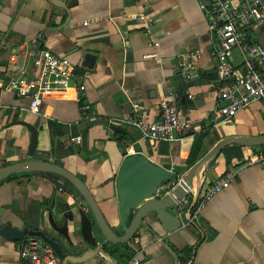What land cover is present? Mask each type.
<instances>
[{
  "label": "crops",
  "instance_id": "crops-1",
  "mask_svg": "<svg viewBox=\"0 0 264 264\" xmlns=\"http://www.w3.org/2000/svg\"><path fill=\"white\" fill-rule=\"evenodd\" d=\"M199 1L69 0L71 19L67 23L70 13L52 0H0L4 43L0 79L20 70L31 74L32 50L38 53L49 48L79 65L74 83L86 86L80 94L70 89L62 97L46 99L40 113L28 109V98L0 91V167L31 158V132L15 121L42 125L32 158L52 161L78 175L91 189L108 222L116 227L120 223L116 180L127 146L177 172L180 178L191 166L188 158L197 135L204 134L199 158L225 136L264 135V99L231 120H213L221 81L213 54L215 37ZM132 14H144L153 18V23L133 20ZM86 20L90 21L87 25L83 24ZM253 37L264 45V27H254ZM195 50L201 51V57L192 68L202 84L192 86L189 93L199 103H180L183 115L193 119L192 127L182 140L155 143L145 139L127 119H156L159 98L176 99L169 89L175 71L181 67L183 54ZM86 53L96 55L93 67L84 64ZM154 53L156 57L150 56ZM14 54L18 58L12 61ZM235 58L241 60L239 50ZM90 116L109 119L110 124L98 123L89 129L90 153L72 151L69 145L73 137L82 135ZM113 127L123 131L112 139ZM59 129L62 134H58ZM257 146L226 145L201 168L191 191L195 196L227 170L236 169L230 186L207 203L198 219L177 231L169 232L153 215L147 216L128 242L130 252L115 253L118 263L134 264L138 259L140 264H264V144ZM166 189L168 186L160 193ZM191 196L188 193L184 198ZM53 198L75 205L74 197L49 179L32 172L18 173L0 183V220L19 215L16 225L22 226L27 217L33 222L37 207ZM193 201L183 205L184 222ZM179 202L172 207L176 215L181 211ZM20 246L21 242L0 244V264H18ZM98 261L95 257L90 264Z\"/></svg>",
  "mask_w": 264,
  "mask_h": 264
},
{
  "label": "water",
  "instance_id": "water-1",
  "mask_svg": "<svg viewBox=\"0 0 264 264\" xmlns=\"http://www.w3.org/2000/svg\"><path fill=\"white\" fill-rule=\"evenodd\" d=\"M69 0H52V3L64 7L69 13L67 23L71 19L68 5ZM76 2V0H73ZM96 55L86 53L84 64L93 67ZM169 87L170 93L176 94V100L184 106L198 104L189 93L192 86H199L202 80L194 69L179 67ZM31 132L28 153L29 159H24L0 167V183L13 173L32 172L41 175L57 184L63 191L70 193L75 199L72 206L67 201L55 198L43 207H37L34 219L23 220V225H16L21 220L19 215L0 220V244L12 243L17 245L27 235L41 237L51 245L61 257L59 264H90L91 260L99 257L106 264H119L115 252L105 249L108 244H125L137 234L143 220L150 215L157 218L163 228L174 232L182 228V219L172 211V207L194 189V178L201 168L215 158L229 143L242 146L264 144V135H229L200 157L189 170L180 178L177 172L156 164L143 153L126 154L117 173V193L120 207V223L113 227L106 219L101 207L89 186L78 175L66 167L48 160L32 158L38 143L39 131L43 126L36 127L26 120H17ZM98 123L110 124V120L95 117L81 135L80 142H71L69 148L76 152L90 153L88 132ZM110 137L113 139L120 127H113ZM168 186L165 194L160 190ZM198 196L195 192L194 201ZM36 221V223L34 222ZM48 223H47V222ZM102 240V241H101ZM101 241V242H100Z\"/></svg>",
  "mask_w": 264,
  "mask_h": 264
},
{
  "label": "built area",
  "instance_id": "built-area-1",
  "mask_svg": "<svg viewBox=\"0 0 264 264\" xmlns=\"http://www.w3.org/2000/svg\"><path fill=\"white\" fill-rule=\"evenodd\" d=\"M199 7L210 23L215 37L214 56L218 60L217 76L221 83L216 89V105L213 120L216 122L231 120L237 113L250 107L254 102L264 99V45L253 37V28L264 27V0H200ZM133 20H145L152 24L153 18L144 14H132ZM86 20L83 24L87 25ZM159 43L156 42V45ZM34 46V43L32 44ZM4 48L0 30V51ZM240 51V61H236L235 51ZM34 71L29 74L19 71L7 79H0V91L13 92L29 99L28 109L40 113L44 101L48 98L62 97L68 90L74 89L80 94L85 84L74 83L79 65L67 56H62L49 48H41L38 53L32 50ZM150 56L156 57L157 53ZM201 51L195 50L183 54L180 63L185 69H193ZM12 55L11 60H17ZM160 114L151 121L145 118H128L126 122L135 125L150 141L174 142L182 140L193 125V119L183 115L180 102L162 96L158 100ZM90 116L89 119H94ZM80 142L81 135L73 137L72 142ZM132 145L126 147V154L135 153ZM258 161V160H257ZM251 161L249 164H252ZM247 165V164H246ZM237 170L229 169L223 176L202 188L192 208L183 221V205H189L193 196L179 202V215L183 224H191L201 215L202 210L213 197L229 187L235 179ZM138 242V239L135 240ZM61 257L54 248L41 237L27 235L20 246L18 264H59ZM134 264H140L138 259Z\"/></svg>",
  "mask_w": 264,
  "mask_h": 264
},
{
  "label": "trees",
  "instance_id": "trees-1",
  "mask_svg": "<svg viewBox=\"0 0 264 264\" xmlns=\"http://www.w3.org/2000/svg\"><path fill=\"white\" fill-rule=\"evenodd\" d=\"M19 97H20V96H19ZM81 105H82V106L86 105V102L81 101ZM16 118L18 119V117H16ZM58 134H62V132H61L60 129L58 130ZM203 136H204V134L201 133V134L197 135L196 138H195V141H194V143H193V145H192V148H191V150H190V154H189V158H188V163H189L190 165H193V164L199 159L200 152H199L198 149H199V147H200V145H201V140H202ZM258 147H259V146H257V145L254 146L255 149H257ZM23 173H24V172H23ZM27 173H29V172H27ZM16 174H18V173H13V174H11L9 177H7L6 179H10L11 177H13V176L16 175ZM6 179H4V180H6ZM166 192H167V189L164 190V191L162 192V194H165ZM191 200H192V199H190V201H191ZM110 247L114 249L113 251H114L116 254H118V253H125V254H127V253L130 252V247H129L128 243H125V244H111ZM128 259H129V258H127V260H128ZM127 260H124V261L127 262Z\"/></svg>",
  "mask_w": 264,
  "mask_h": 264
},
{
  "label": "flooded vegetation",
  "instance_id": "flooded-vegetation-1",
  "mask_svg": "<svg viewBox=\"0 0 264 264\" xmlns=\"http://www.w3.org/2000/svg\"><path fill=\"white\" fill-rule=\"evenodd\" d=\"M101 241H102V240H101ZM101 241H100V242H101ZM103 248H105L106 250H107V249L114 250L113 248L110 247V244H108V243H107L105 246H103Z\"/></svg>",
  "mask_w": 264,
  "mask_h": 264
}]
</instances>
